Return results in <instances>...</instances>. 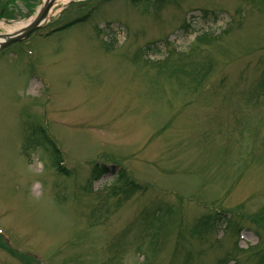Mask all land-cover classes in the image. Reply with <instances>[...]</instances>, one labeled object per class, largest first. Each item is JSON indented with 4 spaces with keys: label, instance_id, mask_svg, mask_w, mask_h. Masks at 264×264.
<instances>
[{
    "label": "rangeland",
    "instance_id": "1",
    "mask_svg": "<svg viewBox=\"0 0 264 264\" xmlns=\"http://www.w3.org/2000/svg\"><path fill=\"white\" fill-rule=\"evenodd\" d=\"M93 7L0 51V264H261L264 0Z\"/></svg>",
    "mask_w": 264,
    "mask_h": 264
},
{
    "label": "trees",
    "instance_id": "2",
    "mask_svg": "<svg viewBox=\"0 0 264 264\" xmlns=\"http://www.w3.org/2000/svg\"><path fill=\"white\" fill-rule=\"evenodd\" d=\"M55 152H56L55 154L58 155V156H56V155L55 156L57 158V163L59 164L60 162H62V159L63 158H62L61 154L59 153V151H55ZM106 172H107V169L105 167H102L101 168V166L96 165L93 168V171H92V175L91 176H92V178H95L96 179V178H98V176L103 175ZM123 176H124V174L122 172H120V173H117V175H115L113 179L114 180L115 179H121V178H123ZM125 179H126V177H125ZM127 184L131 186L132 183H131V181L127 180ZM124 191L127 192V188L126 187H125V190ZM209 221H210V218L207 217V216H205L199 222H200L201 225H204V227H207Z\"/></svg>",
    "mask_w": 264,
    "mask_h": 264
},
{
    "label": "water",
    "instance_id": "3",
    "mask_svg": "<svg viewBox=\"0 0 264 264\" xmlns=\"http://www.w3.org/2000/svg\"><path fill=\"white\" fill-rule=\"evenodd\" d=\"M42 15H43V13H41L39 15L40 18H37L29 27H27L23 31L18 32L16 34L14 33V34H11V35H8V36L7 35L3 36L4 37V39H3L4 41L0 43V46H4L5 44L11 43V42H13L15 40H18V39L22 38L23 36H26L33 28L38 26V24L41 21Z\"/></svg>",
    "mask_w": 264,
    "mask_h": 264
},
{
    "label": "bare ground",
    "instance_id": "4",
    "mask_svg": "<svg viewBox=\"0 0 264 264\" xmlns=\"http://www.w3.org/2000/svg\"><path fill=\"white\" fill-rule=\"evenodd\" d=\"M25 21H23V23H24ZM0 26H2L6 31H8V32H10V31H14V30H16L18 27H20L21 26V23H13V24H11V25H3V23H1L0 24Z\"/></svg>",
    "mask_w": 264,
    "mask_h": 264
},
{
    "label": "flooded vegetation",
    "instance_id": "5",
    "mask_svg": "<svg viewBox=\"0 0 264 264\" xmlns=\"http://www.w3.org/2000/svg\"><path fill=\"white\" fill-rule=\"evenodd\" d=\"M31 1H33V0H29V2H31ZM77 7H78V12L87 11L88 10V7H87V5L85 3L84 4H79Z\"/></svg>",
    "mask_w": 264,
    "mask_h": 264
}]
</instances>
